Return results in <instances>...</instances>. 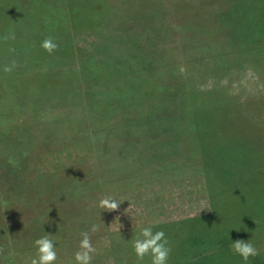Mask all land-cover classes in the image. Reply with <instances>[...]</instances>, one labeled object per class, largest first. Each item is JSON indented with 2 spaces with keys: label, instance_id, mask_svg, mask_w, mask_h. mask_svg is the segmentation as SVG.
<instances>
[{
  "label": "rangeland",
  "instance_id": "374dc122",
  "mask_svg": "<svg viewBox=\"0 0 264 264\" xmlns=\"http://www.w3.org/2000/svg\"><path fill=\"white\" fill-rule=\"evenodd\" d=\"M0 31V264L45 235L76 264L85 231L91 264H151L148 226L167 264H244L237 239L264 264V0H0ZM198 113L234 122V158L202 150Z\"/></svg>",
  "mask_w": 264,
  "mask_h": 264
},
{
  "label": "clouds",
  "instance_id": "9594fccd",
  "mask_svg": "<svg viewBox=\"0 0 264 264\" xmlns=\"http://www.w3.org/2000/svg\"><path fill=\"white\" fill-rule=\"evenodd\" d=\"M14 39V34L5 39ZM40 47L48 54L54 53L59 45L54 42L51 37L46 38L41 42ZM15 67V61L12 66L5 65L4 71L11 72ZM121 202H118L112 197H104L99 200L98 207L104 211H116ZM98 227L93 225L90 229L91 232H96ZM79 241L78 251L74 253V260L76 264H91L93 253L96 251L94 248L89 232L85 231L81 234ZM167 240L163 230L153 232V226L143 227L133 241L132 247L134 255L138 261H143L146 256L151 258V264H167L171 248L168 246ZM36 248V256L31 260V264H55L57 260V252L55 250L54 242L45 235L34 241ZM230 250L240 256L244 264H248L250 257L259 255V250L254 246L250 240L237 239L232 242Z\"/></svg>",
  "mask_w": 264,
  "mask_h": 264
},
{
  "label": "trees",
  "instance_id": "16d2710c",
  "mask_svg": "<svg viewBox=\"0 0 264 264\" xmlns=\"http://www.w3.org/2000/svg\"><path fill=\"white\" fill-rule=\"evenodd\" d=\"M0 33H3V31H0ZM1 43V41H0ZM16 93H18V87L14 84V89ZM22 90V89H21ZM23 92V90H22ZM245 117V116H244ZM195 125L197 127V131L199 132V142L201 144L202 150L206 153L208 149H210L212 146L211 143H220V145H213L215 148V151L213 153L212 158L214 160H227L228 157L226 155H229V157L234 158L236 155L234 153L235 146L230 147V151H223V148L226 145V141L228 139V133L225 131L228 126H234V122L231 120H228V118H222L220 114H213L211 117H207L203 115L202 113H198L195 115ZM231 140L234 141L235 139L231 137ZM220 146V147H219ZM218 161V162H219ZM202 217H195V219H189V221L192 222V228L194 229L193 225L197 222L198 219H201ZM192 242V245H194L197 240V235H195L192 231L190 234L186 237ZM200 239V238H198ZM190 245V244H189ZM191 247V245H190ZM189 262V261H188ZM187 264V263H185Z\"/></svg>",
  "mask_w": 264,
  "mask_h": 264
}]
</instances>
